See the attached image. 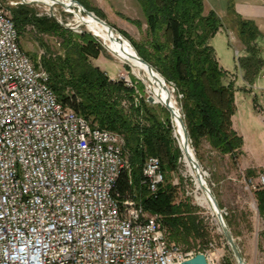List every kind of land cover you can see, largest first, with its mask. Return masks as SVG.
<instances>
[{"label": "built area", "instance_id": "obj_1", "mask_svg": "<svg viewBox=\"0 0 264 264\" xmlns=\"http://www.w3.org/2000/svg\"><path fill=\"white\" fill-rule=\"evenodd\" d=\"M19 36L0 0V264H184L198 254L237 264L225 237L186 247L137 192L118 190L123 175L132 181L124 135L61 102ZM161 165L155 155L142 165L151 193L165 182ZM242 176L245 190L264 191V170Z\"/></svg>", "mask_w": 264, "mask_h": 264}, {"label": "trees", "instance_id": "obj_2", "mask_svg": "<svg viewBox=\"0 0 264 264\" xmlns=\"http://www.w3.org/2000/svg\"><path fill=\"white\" fill-rule=\"evenodd\" d=\"M140 1L148 30L145 42L136 43L139 56L167 81H173L183 94L184 120L193 143L199 146L206 140L221 153L233 154L243 146L242 136L233 127L235 91L232 82H225L226 72L210 44V39L224 26L222 19L213 11L205 12L204 0ZM85 7L94 10L86 4ZM12 11L20 35L26 23L31 22L39 32L60 39L61 51L54 54L47 48L42 57L50 86L61 102L73 106L93 124L124 135L138 194L147 210L163 215L171 239L190 245L192 239L203 236L193 206L187 200L177 201L178 187L172 183V173L178 169L182 151L169 115L162 119L160 112L143 98L129 109L121 105L122 89L131 100L135 92L123 82L110 79L91 61L105 49L89 32H75L52 17L37 16L35 9L26 6ZM97 13L104 18L99 10ZM238 30L248 52L240 63L249 73L254 63H264L256 44L264 34L252 21L243 19L238 21ZM259 68L257 65L255 72ZM150 155L160 157L165 171V182L156 193L141 183L142 165ZM125 177L119 181L120 192L128 188ZM257 194L260 209L264 210V191Z\"/></svg>", "mask_w": 264, "mask_h": 264}, {"label": "rangeland", "instance_id": "obj_3", "mask_svg": "<svg viewBox=\"0 0 264 264\" xmlns=\"http://www.w3.org/2000/svg\"><path fill=\"white\" fill-rule=\"evenodd\" d=\"M3 1L11 9V11L14 8L18 9V7L26 6L30 10L31 8L35 9L37 16L52 17L64 26L69 24L71 27L78 24L75 14L67 11L59 4H54L55 12L52 15L50 7L47 4H25L20 0ZM82 1L90 7L88 0H81L80 2L83 4ZM85 4L83 5L85 6ZM75 10L78 11L77 8H75ZM91 11L101 17L97 11ZM83 14L85 15L84 12ZM103 19L115 28V33H119L121 37L126 38L136 51V43H144L147 39V22V26H145L146 28H139L127 20ZM71 21H73V23ZM79 24L80 26L77 29L68 28L79 33L84 31H87L90 34L93 33L88 29L87 25L82 23ZM92 35L95 36L94 34ZM19 37L21 47L31 56L33 63L37 67H44L42 57L45 55L47 48L54 54L55 52L57 53L61 51L60 39L58 37L53 34L39 32L37 27L31 22L26 23L23 32ZM95 37L102 44L105 51L101 53L102 55L100 54L101 56L98 58L99 63H95L93 61L94 59L91 61H93V63L97 66L100 65L104 67V61L109 58L113 67L110 68L109 71H105L103 68L102 70L108 74L110 79L115 80V82H123L125 87H130V89H133L135 92V97L131 100L127 96L126 90L122 89L120 94L121 105L126 109H129V107L133 104L137 105V103H139V99L143 98L153 108L160 112L162 119L169 115L171 121L174 123L171 111L168 109L164 110V105L157 103L152 99V94L149 89H147L146 82L134 73L132 66L119 60V58L106 47L107 45L101 37ZM263 41V36L258 37V40L256 41L257 46L260 47V45H262L261 43H264ZM217 44L219 46V50L222 51V54L223 50L228 54L229 63H224L225 66H228L234 71L231 72L223 69L220 64L222 69L226 72L225 82L233 83L235 91V114L240 129L237 133L242 136V138L244 137L243 146L240 149L235 150V154H223L219 150L212 148V145L206 140H203L199 146L195 145L191 140V145L201 167L206 172L205 178L207 184L215 195L219 206L224 210V219L229 227V230H231L233 236L235 237L236 244L239 246L246 264H260L261 258L264 254V210L260 209L258 194L245 190L242 175L245 173L246 176H255L258 172L264 170V63H254V65L251 63L253 68H251L248 73L247 67H244L243 63H235L236 60H239L240 62V59H238L239 56L235 53L234 45L230 44L227 33L218 35ZM257 65H260V68L258 72H255ZM158 72L161 74L160 71ZM122 73L130 78L132 86L127 85L125 80L120 78ZM165 81L169 84V88L172 90L173 94L172 98L184 117L182 106L183 94L179 92L173 81L169 82L166 79ZM173 88L175 90H173ZM70 93L72 94L71 91ZM67 107L74 109V107L69 104H67ZM182 157L183 151L178 160V169L176 172L172 173V183L178 187L177 201L187 200L193 206V214L197 217L198 221H200L203 236L192 239L190 245H186L182 242L179 243L185 245L186 247H190L194 244H198L199 242L206 243L213 238L220 239V237H225L223 232L219 231L218 224L214 219L215 216L212 214L209 207L201 205L197 201V190L194 178H192V175L187 171V168L182 161ZM129 160L131 162L130 156ZM131 175L132 181H130L129 175H125L128 188L124 192H128L129 195L132 196L135 192H137V194L139 193L138 188L135 186L133 177V164ZM147 211L149 213H155L149 210ZM168 232L170 235L169 229ZM169 237L171 238V236Z\"/></svg>", "mask_w": 264, "mask_h": 264}, {"label": "crops", "instance_id": "obj_4", "mask_svg": "<svg viewBox=\"0 0 264 264\" xmlns=\"http://www.w3.org/2000/svg\"><path fill=\"white\" fill-rule=\"evenodd\" d=\"M88 1L90 3V7H92L95 11L99 10L105 19L127 20L139 28H146L145 26H147L146 15L140 0ZM204 10L205 12H215L223 21L224 26H222L215 36L210 39V44L215 49L217 59L223 69L234 72L233 69H230L224 64L229 63V57L226 51L223 50L222 54V51L219 50V46L217 44L218 35L222 33L228 34L230 44L235 47V53L236 51L239 52L238 59L248 55L246 46L239 35L238 21L241 19L252 21L258 27L259 31L264 34V0H204ZM261 44L262 45H260L259 48L262 53V57L264 58V43ZM98 58H94V60H92L95 63H99ZM235 63L240 62L239 60H236ZM99 67L101 69L103 68L105 71H109L113 65L110 63L109 58H107V60L104 61V67L100 65ZM237 122L235 114L233 115V123L235 130L239 132L240 129Z\"/></svg>", "mask_w": 264, "mask_h": 264}, {"label": "bare ground", "instance_id": "obj_5", "mask_svg": "<svg viewBox=\"0 0 264 264\" xmlns=\"http://www.w3.org/2000/svg\"><path fill=\"white\" fill-rule=\"evenodd\" d=\"M42 1L48 3L47 5L49 4L53 5L54 3L52 0H42ZM75 17L77 19L76 21H78V24L79 23L85 24L87 25L90 31L97 33V35H99L102 38V40L105 41L107 45L106 47L109 48V50L113 52L119 58V60L128 63L132 66L134 73L139 78H141L146 82L147 89H149L150 93L152 94L151 97L153 100H155V102L158 101L157 103L159 102L163 103V100L165 99V95H167V93H169V95L171 96L170 98L174 102L172 98L173 97L172 90L169 89L170 92L164 90V86L161 85L162 82L156 78L155 74H152L149 71V68L146 64L139 61V59L136 57V54L138 55L137 51L126 38L120 36L119 39L116 40L112 39V35L108 30L107 26L102 24L100 21H97L92 16L78 13V15H75ZM71 22L73 23V21ZM173 121H174L173 125L175 127V133L177 136L176 138L178 139V143L181 151H183L182 161L186 166L187 171L192 175V178H194V182L197 190L196 199L201 205L208 206L211 212L213 211L216 215V210L213 206V203L208 197V195L204 191H202V185L201 182L197 180L196 170L194 168L193 162L185 151L184 142H183V133L182 131L179 130L180 125H178L176 115L173 117ZM189 151L191 153V156L197 159L190 140H189ZM203 178L206 180L205 176Z\"/></svg>", "mask_w": 264, "mask_h": 264}, {"label": "water", "instance_id": "obj_6", "mask_svg": "<svg viewBox=\"0 0 264 264\" xmlns=\"http://www.w3.org/2000/svg\"><path fill=\"white\" fill-rule=\"evenodd\" d=\"M20 1L22 3H25V4H29V3H31V4H35V3H37V4H40V3L41 4H48V3L43 2L42 0H20ZM52 1L54 2L53 5L49 4L50 12L52 15L55 12L54 4H59V5L63 6L67 11L72 12L75 15H78V13L83 14V12H84L85 15L92 16L97 21H100L102 24L107 26L108 30L110 31V33L112 35V39L116 40V39L120 38V35L115 33V28L113 26L108 24V22L106 20L99 17L95 12L87 9L79 0H52ZM75 8H77L78 11H76ZM66 26L70 27L69 24H66ZM79 26H80V24H76L75 28H79ZM70 28H73V27H70ZM92 34H94L97 37H100L99 35H97V33L93 32ZM104 43H105V41H104ZM136 57L139 59V61L146 64L149 68V71L152 74H155L156 78L162 82L161 85L164 86V90H166L167 92H170L169 91V89H170L169 84H167L165 81V78L157 70H155V67H153V65H151L146 60L142 59L141 56L136 54ZM159 75H160V77H159ZM170 97L171 96L169 95V93H167V95H165V99L163 100V103H161V104L164 105L169 111H171L172 120H173V117L176 115L178 125H180L179 130L182 131V133H183V142H184L185 151L189 155L190 159L193 162L194 168L196 170L197 180H199L201 182V185H202V191H204L208 195V197L210 198V200L213 203V206L216 210V216H217L218 222L220 224L221 231L223 232L225 239H226L230 249L232 250V252L235 256L237 264H246L245 259L241 253V250L239 249V246L236 244L235 237L233 236L231 230H229V227H228V225L224 219L223 211H222L221 207L219 206L218 201H217L215 195L213 194L211 188L207 184V181L203 178L206 175V172L201 167L199 160H197V159L193 158V156H191V153L189 151V140L191 141V138H189L190 134H189L186 122H185L184 117L181 114L179 108L176 106V104L172 101V99ZM156 102H158V101H156ZM184 264H208V263H207L205 255L198 254L193 259L186 261Z\"/></svg>", "mask_w": 264, "mask_h": 264}]
</instances>
